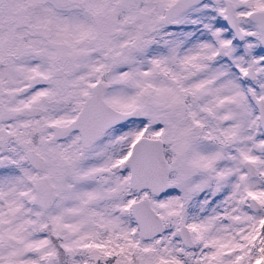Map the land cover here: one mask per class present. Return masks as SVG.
Returning <instances> with one entry per match:
<instances>
[{
  "label": "snow or ice",
  "instance_id": "snow-or-ice-1",
  "mask_svg": "<svg viewBox=\"0 0 264 264\" xmlns=\"http://www.w3.org/2000/svg\"><path fill=\"white\" fill-rule=\"evenodd\" d=\"M0 264H264V0H0Z\"/></svg>",
  "mask_w": 264,
  "mask_h": 264
}]
</instances>
